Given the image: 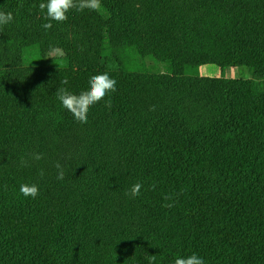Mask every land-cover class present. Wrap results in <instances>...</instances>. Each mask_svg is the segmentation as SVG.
Segmentation results:
<instances>
[{"label": "trees", "instance_id": "trees-1", "mask_svg": "<svg viewBox=\"0 0 264 264\" xmlns=\"http://www.w3.org/2000/svg\"><path fill=\"white\" fill-rule=\"evenodd\" d=\"M42 2L0 0L14 17L0 43L31 21L38 42H114L119 68L57 67L38 43L0 68V264H173L193 252L264 264V0H101L48 30ZM147 56L170 71L149 73ZM232 56L252 79L198 73ZM102 72L116 91L80 123L57 89L78 94ZM22 183L39 194L25 197Z\"/></svg>", "mask_w": 264, "mask_h": 264}, {"label": "rangeland", "instance_id": "rangeland-1", "mask_svg": "<svg viewBox=\"0 0 264 264\" xmlns=\"http://www.w3.org/2000/svg\"><path fill=\"white\" fill-rule=\"evenodd\" d=\"M38 43L41 57L57 67H86L96 69L119 68L117 46L114 42L105 45L96 42H82L74 39H60L50 42H38L35 22L18 21L13 23V38L9 43H0V68L21 65L22 48L26 45ZM36 55V53H34ZM30 54L29 63L41 61ZM143 63L149 73L169 72V63L155 61L147 56ZM198 73L202 76H220L231 79H252V71L248 61H238L233 58L225 59V67L213 64L201 65Z\"/></svg>", "mask_w": 264, "mask_h": 264}, {"label": "clouds", "instance_id": "clouds-1", "mask_svg": "<svg viewBox=\"0 0 264 264\" xmlns=\"http://www.w3.org/2000/svg\"><path fill=\"white\" fill-rule=\"evenodd\" d=\"M102 7L101 0H47L46 3L39 4V9L43 12L46 9L45 20L47 23L43 24V28L48 30L52 27L51 21L63 22L67 17L69 10L75 9L77 11H83L84 9H90L99 11ZM14 17L12 12L0 11V27L7 25L13 21ZM63 84H67V79L62 81ZM116 91V80L112 78L108 72H102L94 74L89 78L88 88L81 90L78 94L69 91L67 88L57 89V98L61 102L62 106L66 108L74 117V119L80 123H87V113L89 108L104 99V97L110 93ZM106 106H111V99L106 102ZM33 159H42L41 153H34ZM22 165H26V162L21 160ZM54 167L57 169V179L62 180L64 178L63 168L60 162H56ZM43 173H41L42 175ZM153 189L155 184L151 185ZM142 184L136 182L132 185L131 189L126 195L135 198L140 195ZM19 191L25 197L35 198L39 194L38 185L35 183L28 184L22 183ZM166 200L172 199L171 196H165ZM164 207H173L172 203L163 205ZM149 264H154L156 257L154 255L147 257ZM173 264H205L204 259L197 253L193 252L186 256H177L174 258Z\"/></svg>", "mask_w": 264, "mask_h": 264}]
</instances>
